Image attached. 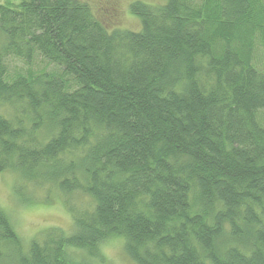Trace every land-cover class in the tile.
Returning <instances> with one entry per match:
<instances>
[{
  "label": "trees",
  "instance_id": "1",
  "mask_svg": "<svg viewBox=\"0 0 264 264\" xmlns=\"http://www.w3.org/2000/svg\"><path fill=\"white\" fill-rule=\"evenodd\" d=\"M131 9L136 31L0 0V172L73 217L24 242L0 206V264H99L111 238L135 264H264V0Z\"/></svg>",
  "mask_w": 264,
  "mask_h": 264
},
{
  "label": "rangeland",
  "instance_id": "2",
  "mask_svg": "<svg viewBox=\"0 0 264 264\" xmlns=\"http://www.w3.org/2000/svg\"><path fill=\"white\" fill-rule=\"evenodd\" d=\"M83 1L88 2L95 14L108 26L130 31L140 29L138 21L140 18L131 9L134 2L142 1L153 6L167 2V0ZM9 66L11 71H16L22 65L18 61H10ZM261 117L264 122V112ZM261 125L264 126L262 122ZM81 200L84 201V197H81ZM0 206L10 215L15 229L24 242L40 237L50 227L65 232L73 229V217L62 194L54 186H33L32 183L23 182L11 171L0 172ZM100 250L102 260L99 264H135L126 254L124 242L120 238L109 239L100 246Z\"/></svg>",
  "mask_w": 264,
  "mask_h": 264
}]
</instances>
